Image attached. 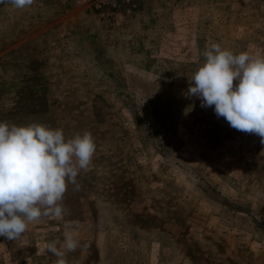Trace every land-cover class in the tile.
Listing matches in <instances>:
<instances>
[{
  "label": "rangeland",
  "instance_id": "rangeland-1",
  "mask_svg": "<svg viewBox=\"0 0 264 264\" xmlns=\"http://www.w3.org/2000/svg\"><path fill=\"white\" fill-rule=\"evenodd\" d=\"M213 43L264 55V0L0 4V122L96 144L69 214L0 236V264H56L66 231V264H264V144L243 152L245 132L184 95Z\"/></svg>",
  "mask_w": 264,
  "mask_h": 264
},
{
  "label": "clouds",
  "instance_id": "clouds-1",
  "mask_svg": "<svg viewBox=\"0 0 264 264\" xmlns=\"http://www.w3.org/2000/svg\"><path fill=\"white\" fill-rule=\"evenodd\" d=\"M33 3L0 0L16 9ZM202 55L205 62L189 80L186 98L199 99L202 108H213L230 127L255 134L264 144V55L234 54L218 43ZM95 151L90 132L65 140L62 129L0 122V236L16 240L42 217L69 214L63 204L68 185L79 190L78 174L90 170ZM78 247L79 240L66 231L63 241L49 243L47 251L58 257L56 264H66L62 249Z\"/></svg>",
  "mask_w": 264,
  "mask_h": 264
},
{
  "label": "built area",
  "instance_id": "built-area-1",
  "mask_svg": "<svg viewBox=\"0 0 264 264\" xmlns=\"http://www.w3.org/2000/svg\"><path fill=\"white\" fill-rule=\"evenodd\" d=\"M77 3L93 12L131 11L138 6V0H77Z\"/></svg>",
  "mask_w": 264,
  "mask_h": 264
},
{
  "label": "crops",
  "instance_id": "crops-1",
  "mask_svg": "<svg viewBox=\"0 0 264 264\" xmlns=\"http://www.w3.org/2000/svg\"><path fill=\"white\" fill-rule=\"evenodd\" d=\"M229 131H231V130H229ZM231 135H233V136H235V137H245V135H247V136H249V135H251V134H248V133H245V134H243V133H238V132H236V131H233L232 133H231ZM254 137V136H253ZM249 138V141H250V143H252L253 145H252V147H253V149L252 150H247V151H243V152H250L251 154H254V155H257L255 152H256V150H255V148L257 147V144L258 143H256V139H254V138H252V137H248ZM258 139V138H257ZM217 148V147H216ZM223 148H225V147H223ZM242 150V149H241ZM247 157V159H252L253 160V158H251V157H249V156H246ZM206 164V163H205ZM254 165H256V164H254ZM204 167H207V164L204 166Z\"/></svg>",
  "mask_w": 264,
  "mask_h": 264
}]
</instances>
